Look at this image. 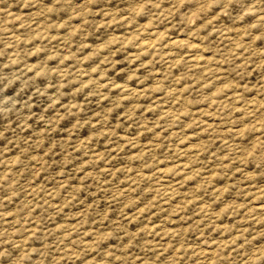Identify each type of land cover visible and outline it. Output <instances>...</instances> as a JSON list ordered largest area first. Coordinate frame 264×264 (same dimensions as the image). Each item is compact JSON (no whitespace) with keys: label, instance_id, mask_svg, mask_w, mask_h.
<instances>
[{"label":"rangeland","instance_id":"374dc122","mask_svg":"<svg viewBox=\"0 0 264 264\" xmlns=\"http://www.w3.org/2000/svg\"><path fill=\"white\" fill-rule=\"evenodd\" d=\"M263 18L0 0V264H264Z\"/></svg>","mask_w":264,"mask_h":264},{"label":"bare ground","instance_id":"6f19581e","mask_svg":"<svg viewBox=\"0 0 264 264\" xmlns=\"http://www.w3.org/2000/svg\"><path fill=\"white\" fill-rule=\"evenodd\" d=\"M264 19V18H263ZM10 36V35H9ZM150 39H152V38H150ZM142 40V39H141ZM181 41V40H180ZM140 43V42H139ZM174 43H176V44H178L179 43V41H174ZM183 43H185V42H183ZM186 43H187V41H186ZM172 44V43H171ZM182 44V43H181ZM189 44V43H188ZM187 44V45H188ZM140 45H142V46H147V47H153V41L152 40H145L144 39V41H142L141 43H140ZM190 45V44H189ZM194 45V44H193ZM196 45V44H195ZM200 45V44H199ZM142 46H141V48H142ZM191 46V45H190ZM139 47V46H138ZM189 47V46H188ZM146 48V47H145ZM196 48H197V46H194V48H193V50H196ZM199 48V47H198ZM201 48V47H200ZM139 49H140V47H139ZM198 51V50H197ZM196 51V52H197ZM200 51V50H199ZM194 62H199L201 59L198 57V55H195V56H193V59H192ZM169 186V185H168ZM167 187V186H166ZM170 188V187H169ZM257 209H259V210H261V211H264V205L262 204V205H258V208ZM205 253H207V252H205ZM204 253V254H205ZM209 253V252H208ZM207 253V254H208Z\"/></svg>","mask_w":264,"mask_h":264}]
</instances>
